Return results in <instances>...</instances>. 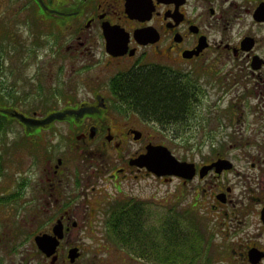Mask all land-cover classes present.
I'll return each mask as SVG.
<instances>
[{
	"label": "flooded vegetation",
	"instance_id": "1",
	"mask_svg": "<svg viewBox=\"0 0 264 264\" xmlns=\"http://www.w3.org/2000/svg\"><path fill=\"white\" fill-rule=\"evenodd\" d=\"M32 1L54 26L0 53V128L33 148L0 189V264H264V0ZM147 74L180 114L125 92ZM160 144L181 175L144 164Z\"/></svg>",
	"mask_w": 264,
	"mask_h": 264
},
{
	"label": "rangeland",
	"instance_id": "2",
	"mask_svg": "<svg viewBox=\"0 0 264 264\" xmlns=\"http://www.w3.org/2000/svg\"><path fill=\"white\" fill-rule=\"evenodd\" d=\"M37 11L38 6L32 0H0L1 54L11 53L15 55L12 59H21L23 54H27L26 45L31 42V39L42 38L46 31H50L49 28L54 26V22L39 19ZM16 44H19L23 50L19 51ZM11 66L13 67L12 71L16 70L17 73L29 74L33 69L32 67L26 68L23 63L18 61L13 62ZM8 74L11 73L8 72ZM3 124L5 128H0V165H3L0 189L6 187L16 191L25 175H30L28 164L32 159L33 148L30 145L21 144L19 139H22L23 136L20 134V124L16 121ZM16 131L19 133L17 134ZM169 144L177 153L182 152V141ZM33 147L35 151L43 150L41 142ZM107 229L110 230L109 227Z\"/></svg>",
	"mask_w": 264,
	"mask_h": 264
},
{
	"label": "trees",
	"instance_id": "3",
	"mask_svg": "<svg viewBox=\"0 0 264 264\" xmlns=\"http://www.w3.org/2000/svg\"><path fill=\"white\" fill-rule=\"evenodd\" d=\"M125 92L148 113L169 117L182 112V92L162 76H131Z\"/></svg>",
	"mask_w": 264,
	"mask_h": 264
},
{
	"label": "water",
	"instance_id": "4",
	"mask_svg": "<svg viewBox=\"0 0 264 264\" xmlns=\"http://www.w3.org/2000/svg\"><path fill=\"white\" fill-rule=\"evenodd\" d=\"M130 12H135L133 0H128ZM143 162L159 173H167V168L177 174H182L183 162L179 161L165 145L149 146L147 154L143 155Z\"/></svg>",
	"mask_w": 264,
	"mask_h": 264
}]
</instances>
